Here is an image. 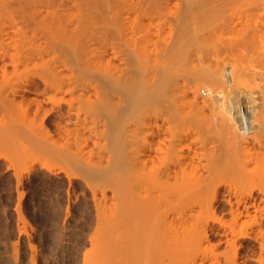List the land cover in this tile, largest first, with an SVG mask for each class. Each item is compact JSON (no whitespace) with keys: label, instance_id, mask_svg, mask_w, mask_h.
<instances>
[{"label":"bare ground","instance_id":"obj_1","mask_svg":"<svg viewBox=\"0 0 264 264\" xmlns=\"http://www.w3.org/2000/svg\"><path fill=\"white\" fill-rule=\"evenodd\" d=\"M179 1L0 0V158L38 154L34 163L50 159L38 162L45 170L80 168L79 185L87 182L98 209L83 264H264V73L230 79L240 60L217 59L213 87L222 90L189 103L220 121L207 131L213 154L202 165L188 127L174 124L172 96L182 89L172 68L148 71L146 36L126 33L132 4L144 23ZM207 1L185 3L191 10ZM246 38L254 48V37ZM183 47L169 46V58ZM241 86L258 93L244 95ZM54 114L57 139L41 130Z\"/></svg>","mask_w":264,"mask_h":264},{"label":"rangeland","instance_id":"obj_2","mask_svg":"<svg viewBox=\"0 0 264 264\" xmlns=\"http://www.w3.org/2000/svg\"><path fill=\"white\" fill-rule=\"evenodd\" d=\"M225 1L226 0H209L188 10L185 0H181L179 2H174L166 9L163 19L154 20L144 18V23L140 20L139 12L138 14L136 13L138 8L137 5L132 4V6H129L126 10L129 18L126 24V29L128 28L126 33L131 35L128 36L126 34L128 38L134 39L140 37L142 32L143 36L147 38V70L155 72L164 67L172 68L173 72L171 78L174 83L175 81L179 82L180 88H177L182 90L178 93V96L176 94L178 90L175 91L173 95L177 97L172 96L174 101L178 100L177 103L176 101L174 102L176 103L175 107L173 106L176 110L173 107L171 108L175 111L176 115H174V117L178 116L174 124L177 125L180 122L178 124L179 126L184 125L182 127L183 131L188 127L187 129L189 130L183 133L187 134L188 138H190L188 144L191 143L190 145L193 151H195L193 154L198 153V162L202 165H205L213 154L212 147L214 144L211 145V138L214 136V133L210 134V132L208 133L207 131L209 128H212V125L220 121L218 118L215 121L209 110L205 111V115L202 114L203 112L200 114V111L193 107L191 108L189 103L194 101L195 98L202 102H208L210 101L212 93L216 94L218 89L219 91L222 90V85L217 86V89L214 88L217 85H214V80L217 77L215 74L216 64L219 60L221 61V59L224 62L223 59L227 58L228 61L230 60L229 62H231V64H235L237 60H240L237 68L227 72L230 79L241 77L240 80L243 81L244 76L250 71L264 73V68L262 67L264 66V0H237L224 3ZM138 31L140 36H138ZM134 33L138 35L136 36ZM247 35L254 37L255 51H253L254 48L251 45H248L249 41L246 40ZM176 42L184 43L186 47H183L184 50H181L183 51L182 54L179 52L175 56V59L169 58L168 47ZM179 54H181V58L179 57L178 59ZM158 62L160 65H157ZM154 63L156 65H154ZM161 65H163L162 68ZM204 81L207 82L205 83ZM256 82L260 83V79H257ZM220 86H222L221 89L219 88ZM239 88L242 89L241 92L244 95H246L247 90L258 93L257 89L253 86L249 87V89L247 87V90H244L246 86H241ZM232 91L233 90H227L226 94L228 99L234 96ZM235 92L237 91L235 90ZM184 94L186 97L188 96L187 98L189 101L186 100ZM241 102L243 103V101ZM227 105H229V103H226V106ZM245 105L246 103L244 100L242 110H245L247 113L248 109L247 107L244 109ZM185 109L187 110L184 111ZM249 111L251 112V110ZM249 111L248 113H250ZM185 112L188 113V115L185 116ZM55 115L56 114L51 116L52 118L50 117L43 124L48 126L46 129L48 131L44 129V126L41 127V124L38 127H41L43 132L48 133L50 130V134H52V132L53 134H49L50 136H48L57 139L59 138L57 133L55 134L54 130H52L55 129V127L53 128L54 122L52 120H57V115ZM178 119L180 120L178 121ZM182 121H184V123H182ZM203 126L204 128H202ZM202 133H204V136ZM193 135L196 136V138H194ZM55 136H57V138ZM206 136L208 138H206ZM17 154L19 155L20 153L5 154V156L0 158V264H83L85 253L89 250L91 251L89 241L93 242L94 239H92V236L93 234L96 235L93 231L98 227V216L96 218L98 209L94 210L96 209V203L94 198L91 202L93 194L90 193V188V191L87 189V182L84 183L86 179H84V176L81 174L82 171L79 168L77 172V168L74 170L69 165L66 166L67 168L69 166L71 169H67L66 166V169L62 168L64 171H74H68V173L70 172L69 175L75 173V171L77 172V176L78 173L79 175L81 174V178L84 179V182L82 181L83 183L82 185L80 184V186L79 183L81 181L78 180L79 176L76 180L75 177L69 178L67 172L65 173L62 169L60 170V167V171L57 170L59 164L56 167L53 165L52 169L50 167V170L47 168L48 171L45 170L46 165H39L45 160L49 162V158V160L46 158L43 160V156L41 158V154H39L42 159H39V161L42 162L38 164L39 161H36L34 163L33 161L38 157V154L36 157L34 154V159L32 157V160L28 158L33 162V165L35 164L33 166L31 165L32 162L27 158H22L21 154L18 157ZM1 155L2 153H0V156ZM20 160L26 161L25 165L24 162ZM18 161L20 162L17 163ZM13 163L15 167L12 165ZM20 163H23L22 166ZM17 164L18 166H16ZM48 164L50 166V162ZM51 164L54 163L52 162ZM11 165L12 167H10ZM23 165L25 167H23ZM26 165L27 167L30 165L31 167L33 166V170L29 167L31 168L30 171L26 172L25 170L28 169ZM36 166H38V169H40L39 166L42 168L38 170ZM9 167L12 168V170H10ZM13 167L18 170L23 167L24 170L21 169L26 173H22V170L18 171L17 169L16 172ZM53 170L57 171L56 173L58 175L55 174ZM48 172H50V174ZM20 173L22 177H20ZM51 173L54 175L52 176ZM28 174L31 176H27ZM65 174L68 176V179L65 177ZM16 177L23 178V180H20L23 183ZM70 181L71 185L68 186ZM19 182L21 186L18 185ZM37 183H39V185ZM74 187L77 188V190L74 189L76 191L73 190ZM68 189L69 193L71 192L70 194L67 191ZM74 192L76 193L75 196L72 195L75 194ZM246 245L248 246H246L247 249L243 251L244 253L250 251L248 249L251 245H249V243H246Z\"/></svg>","mask_w":264,"mask_h":264}]
</instances>
